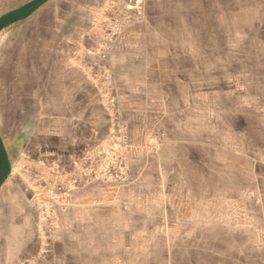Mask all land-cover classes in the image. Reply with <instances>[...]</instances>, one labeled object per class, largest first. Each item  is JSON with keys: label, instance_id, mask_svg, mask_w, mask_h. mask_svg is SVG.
Instances as JSON below:
<instances>
[{"label": "rangeland", "instance_id": "obj_1", "mask_svg": "<svg viewBox=\"0 0 264 264\" xmlns=\"http://www.w3.org/2000/svg\"><path fill=\"white\" fill-rule=\"evenodd\" d=\"M0 134V264H264V0H48L0 29Z\"/></svg>", "mask_w": 264, "mask_h": 264}, {"label": "water", "instance_id": "obj_2", "mask_svg": "<svg viewBox=\"0 0 264 264\" xmlns=\"http://www.w3.org/2000/svg\"><path fill=\"white\" fill-rule=\"evenodd\" d=\"M48 0H37L31 5H24L16 10H13L9 12L8 14L0 17V29L4 26L10 24L11 22H15L18 19H20L23 16L30 15L32 12L39 9L41 6H43ZM0 150L2 152V156L4 157L6 170L3 174V176L0 178V188L4 185L6 180L9 178L12 172V163L10 161V158L8 156V153L6 151L3 139L0 134Z\"/></svg>", "mask_w": 264, "mask_h": 264}, {"label": "crops", "instance_id": "obj_3", "mask_svg": "<svg viewBox=\"0 0 264 264\" xmlns=\"http://www.w3.org/2000/svg\"><path fill=\"white\" fill-rule=\"evenodd\" d=\"M102 26H99L97 25L96 26V29L95 30H98V31H105L104 28ZM101 34V33H100ZM100 38H98L99 40L100 39H103V41H106L105 37L106 35L105 34H101L99 36ZM72 40V46H76L79 42H83V40H77V39H71ZM69 39H61V41L59 42V46L62 47V50L60 52V54L57 55V64H56V70H55V79H56V94H57V101H59V96H60V91L64 94V91H63V88H64V60H65V57H64V50H63V47H64V43H68ZM120 42H122L120 40ZM105 43V42H104ZM76 74L74 71H73V75ZM62 94V95H63ZM63 98V97H62ZM60 104V106H58ZM63 105V103H60L58 102L57 103V108L58 110H63L64 108L61 107Z\"/></svg>", "mask_w": 264, "mask_h": 264}, {"label": "trees", "instance_id": "obj_4", "mask_svg": "<svg viewBox=\"0 0 264 264\" xmlns=\"http://www.w3.org/2000/svg\"><path fill=\"white\" fill-rule=\"evenodd\" d=\"M23 17H26V16H23ZM3 159H4V157H3Z\"/></svg>", "mask_w": 264, "mask_h": 264}]
</instances>
